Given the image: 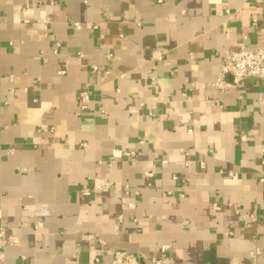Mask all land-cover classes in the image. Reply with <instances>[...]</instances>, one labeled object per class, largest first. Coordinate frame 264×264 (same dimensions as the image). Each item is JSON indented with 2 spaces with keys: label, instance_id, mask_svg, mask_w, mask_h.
<instances>
[{
  "label": "crops",
  "instance_id": "0c3cea01",
  "mask_svg": "<svg viewBox=\"0 0 264 264\" xmlns=\"http://www.w3.org/2000/svg\"><path fill=\"white\" fill-rule=\"evenodd\" d=\"M241 45L264 0H0V264H264V79L214 85Z\"/></svg>",
  "mask_w": 264,
  "mask_h": 264
},
{
  "label": "built area",
  "instance_id": "2783aa9c",
  "mask_svg": "<svg viewBox=\"0 0 264 264\" xmlns=\"http://www.w3.org/2000/svg\"><path fill=\"white\" fill-rule=\"evenodd\" d=\"M160 2L162 0H159ZM229 12V11H227ZM77 25V24H76ZM165 51L162 49H154L151 53V58L155 60H162L164 58ZM81 56V55H80ZM98 66L94 65L93 70H97ZM60 74L64 73L63 70L59 71ZM248 78L264 79V48H255L248 45H241L237 49L229 50L225 52L223 56V62L218 75L214 81V85L220 90H227L238 87L243 81ZM11 81L14 80V76H10ZM91 102V95L87 91L80 93V113H84L89 110ZM243 140L247 137L243 136ZM148 176H152V173H147ZM178 179V176H174ZM84 195H90L92 190L88 188L82 189ZM169 194H173L170 190ZM180 197H184L183 193H179ZM213 208L219 210L221 206L217 203H213ZM118 220L123 221V215H118ZM184 223H188L187 220ZM15 242L8 230L0 226V263L6 260V246ZM165 257L155 259L156 263H163ZM91 264H140L139 257L126 249L118 248L113 250L112 258L110 261H105L101 258L95 259Z\"/></svg>",
  "mask_w": 264,
  "mask_h": 264
}]
</instances>
